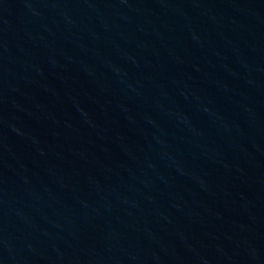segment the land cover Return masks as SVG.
<instances>
[{"label":"water","instance_id":"95a60500","mask_svg":"<svg viewBox=\"0 0 264 264\" xmlns=\"http://www.w3.org/2000/svg\"><path fill=\"white\" fill-rule=\"evenodd\" d=\"M0 264H264V0H0Z\"/></svg>","mask_w":264,"mask_h":264}]
</instances>
